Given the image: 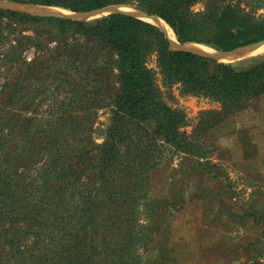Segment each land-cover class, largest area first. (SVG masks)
Masks as SVG:
<instances>
[{
    "label": "trees",
    "instance_id": "obj_1",
    "mask_svg": "<svg viewBox=\"0 0 264 264\" xmlns=\"http://www.w3.org/2000/svg\"><path fill=\"white\" fill-rule=\"evenodd\" d=\"M198 1L201 0L25 2L70 12L127 4L159 17L173 31L179 43L200 44L216 51L227 52L264 41V12L257 14V9L244 6L242 0H207L203 10L190 11ZM256 1L262 3L264 10V0ZM0 18L6 21L4 25L9 32L13 30V23L23 25L25 29L29 24H46L57 30L58 33L47 30L40 33L39 36L47 37L48 44L53 41L56 47L48 52L46 58L35 60L25 73L21 71L19 74H27L30 78L28 89L34 88L37 76L49 78V83L41 87H57L69 96L66 103L61 102L53 109L54 114L74 119L72 124H52V127L32 115L23 117L20 122L10 121L14 126L7 128L8 123L4 122L3 116L0 117V228H3L0 233V264H58L53 259L70 251L65 248L69 237L65 231L69 232L68 225L71 232H76L74 245L79 246H73L70 255L75 258L74 264L82 262L79 259L85 256L81 248H85L87 221L75 214L65 220L59 214L65 212L66 194L74 186V181L67 180L70 172H74V166L77 167L76 178L90 165L98 180L107 182L111 179L106 204L116 215L118 204L122 208L123 204L131 203L134 187L145 189L148 172L159 163L155 157H161L162 153H198L184 131L187 124L185 112L165 102L161 86L169 88L176 85L182 95L208 98L219 105L218 110L206 112V116L211 115V122H205L204 130L245 111L253 100L264 97V55L255 57L256 60L248 67H239L173 50L156 26L125 14H110L87 23L40 18L0 9ZM22 35L25 45L35 44L39 39L37 33L34 38ZM107 53H113L114 62L105 56ZM151 58L155 59V69L147 65ZM113 69L117 72L118 87L108 97L111 120L103 142L92 145L93 142H86L83 138L86 144L74 143L75 139L70 137L81 126V118H88L84 132L89 137L94 134L89 115L100 108L76 107V99L81 100L89 94L93 96L99 88L103 89L91 84L90 77L103 76ZM158 77L161 86L158 85ZM16 81L17 88L19 76ZM26 144L29 149H26ZM36 145L39 148L32 149ZM71 147L73 152L68 156ZM41 152H45L44 166L30 177H23L24 174L18 172L23 168L22 161L26 159L28 167L32 166L33 160H37L34 158L41 156ZM65 158L74 161V166L64 162ZM48 159L50 162L47 164ZM26 179V185L20 183ZM129 180L135 185L125 189L124 181L129 183ZM121 195L129 198L128 201ZM156 206L154 213H160L161 202ZM82 208V214L83 210L94 214L95 204ZM66 212L70 213L68 208ZM18 216L22 217L21 220L30 221L32 240L29 245L24 244L19 231ZM72 220L76 222L72 223ZM92 224V228H96V222ZM58 234L60 237H55ZM46 238L58 245L48 247Z\"/></svg>",
    "mask_w": 264,
    "mask_h": 264
},
{
    "label": "rangeland",
    "instance_id": "obj_2",
    "mask_svg": "<svg viewBox=\"0 0 264 264\" xmlns=\"http://www.w3.org/2000/svg\"><path fill=\"white\" fill-rule=\"evenodd\" d=\"M7 1L72 13L61 8L30 4L25 2L27 0ZM206 2L198 1L189 10L201 11ZM242 2L244 6L257 9V14L264 12L261 2ZM98 18L101 17L82 22L90 23ZM5 22L0 18V117L3 116L4 122L8 123L7 128L14 126L10 121L20 122L23 117L32 115L45 124H72L73 118L66 115L60 118L53 111L61 102H67L68 95L60 92L57 87H41L50 81L42 76H37L34 88L28 89L30 78L27 74H19L21 71L25 73L35 60L46 58L48 52L56 47L53 41L48 44L47 37L39 36L40 33L46 30L58 33L57 30L46 24H29L25 29L23 25L13 23V30L9 32ZM35 33L39 36L35 44L25 45L22 34L34 38ZM105 56L114 62L113 53ZM255 60V57H247L236 62L224 60L223 63L248 67ZM147 65L155 69V59L151 58ZM18 76L20 85L16 88ZM90 78L91 84L103 89L99 88L93 96L89 94L81 100L76 99V107H100L95 111L93 109L89 115L94 134L89 137L84 132L88 118H81V126L76 133L71 134L70 139L82 144L86 139V142H93L92 145H99L103 142L111 120L108 97L118 87L117 72L113 69L103 76ZM157 82L161 86L159 77ZM161 90L165 102L185 112L187 124L184 131L198 153H162L161 157H155L159 163L148 172L145 189L134 187L135 195L130 198L131 203L123 204L122 208L118 204L116 215L112 207L106 204V194L110 187L108 182L111 179L101 182L90 165L76 178L77 167L74 161L65 158L64 162L74 166V172H70L67 178L74 181V186L66 194L65 212L59 214L65 220L75 214L87 221L85 248H81L85 256L79 259L82 261L80 264H264V97L253 100L245 111L217 123L212 129L209 127L204 130L205 122H211V115L205 114L218 110L217 103L208 98L182 95L176 85L169 88L161 86ZM25 147L30 148L28 144ZM37 148L39 146L36 145L32 149ZM72 152L71 147L68 156ZM41 153V156L34 158L37 160H33L32 166L28 167V160L22 161L23 168L18 172H22L23 177H30L44 166L45 152ZM49 162L48 159L47 164ZM20 183L26 185L27 179ZM132 185L135 184L131 180L123 184L125 189H130ZM114 190L120 192L119 188ZM120 197L125 201L129 199L123 195ZM159 201L160 213H154ZM91 203L95 204L94 214L84 210L82 214L80 208H89ZM66 208L70 213L66 212ZM21 218L18 216L19 231L25 240L24 244L29 245L32 240V230L28 226L30 221ZM93 221L96 222V228H92ZM75 222L72 220V223ZM68 230H65L69 233L65 248L71 251L73 246H79L74 245L75 230L71 232L69 225ZM2 232L3 228H0ZM55 237H60V234ZM45 242L48 247L58 245L52 244L47 238ZM70 251L61 254L58 259L54 258L53 262L74 264L75 258L70 255Z\"/></svg>",
    "mask_w": 264,
    "mask_h": 264
},
{
    "label": "water",
    "instance_id": "obj_3",
    "mask_svg": "<svg viewBox=\"0 0 264 264\" xmlns=\"http://www.w3.org/2000/svg\"><path fill=\"white\" fill-rule=\"evenodd\" d=\"M0 8L4 10H10L13 12L18 13H25L31 16L35 17H41V18H51V19H63V20H70V21H86L94 17H103L110 14H125L129 15L131 17L137 18L139 20H142L144 22L151 21L153 24L164 34L165 38L168 41L169 47L173 50L182 51V52H188L192 53L204 58H208L211 60H214L216 62H222L227 59H231L232 57H243L247 55L248 53H251L253 51H256L262 47H264V41L255 43L252 45H247L244 47L236 48L231 51L223 52H213V53H205L198 50L191 49L188 47V44H181L177 41L176 37L174 36V39L169 38L167 32L165 29L159 24V21L161 19L154 15H149L143 11L137 10L134 7L130 6H124V5H109L102 8L94 9L91 11H85V12H72L69 14L62 13L60 11H55L51 9H43V8H35L33 5L29 4H22L17 2H11L7 0H0ZM130 9V12H125L123 9ZM150 23V22H148Z\"/></svg>",
    "mask_w": 264,
    "mask_h": 264
},
{
    "label": "bare ground",
    "instance_id": "obj_4",
    "mask_svg": "<svg viewBox=\"0 0 264 264\" xmlns=\"http://www.w3.org/2000/svg\"><path fill=\"white\" fill-rule=\"evenodd\" d=\"M125 10V12H130L131 10L130 9H123ZM159 24L162 25V27L165 29V31L167 32L169 38H173V32L172 30L163 22V21H159ZM188 47H190L191 49H194V50H198V51H201V52H205V53H213L211 49L203 46V45H200V44H189L187 45ZM264 55V47L260 48L259 50L253 52V53H249L247 54L246 56H243V57H232L231 59H227L229 60V62H236L238 60H241V59H244V58H247V57H258V56H262Z\"/></svg>",
    "mask_w": 264,
    "mask_h": 264
}]
</instances>
